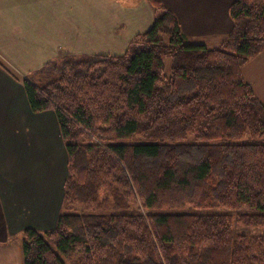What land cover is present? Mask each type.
<instances>
[{"label": "trees", "instance_id": "trees-1", "mask_svg": "<svg viewBox=\"0 0 264 264\" xmlns=\"http://www.w3.org/2000/svg\"><path fill=\"white\" fill-rule=\"evenodd\" d=\"M148 1L152 23L122 54L66 56L22 80L67 154L55 225L20 232L22 264H264V103L242 74L264 49V0H234L215 47Z\"/></svg>", "mask_w": 264, "mask_h": 264}, {"label": "crops", "instance_id": "crops-1", "mask_svg": "<svg viewBox=\"0 0 264 264\" xmlns=\"http://www.w3.org/2000/svg\"><path fill=\"white\" fill-rule=\"evenodd\" d=\"M159 1L189 43L214 47L232 27L234 0ZM152 20L148 0H0V264H22L24 228L54 227L67 176L55 112H32L22 80L58 57L120 55ZM263 53L242 74L264 101Z\"/></svg>", "mask_w": 264, "mask_h": 264}, {"label": "rangeland", "instance_id": "rangeland-1", "mask_svg": "<svg viewBox=\"0 0 264 264\" xmlns=\"http://www.w3.org/2000/svg\"><path fill=\"white\" fill-rule=\"evenodd\" d=\"M188 42H190V41H188ZM207 47H209V46H207ZM71 56H81V55H71ZM62 58L63 57H58V58L54 59L53 61H49L47 63H51V62L58 63ZM168 59L169 58H166L164 60L163 75H166V76L169 75V61H170V59L169 60ZM261 60H264V53H263V55L261 57ZM261 68L264 69V65H262ZM29 76L27 75L26 76V79L29 78ZM261 77H262V84H261V86H263L264 85V83H263V81H264V75H262ZM262 102L264 103L263 100H262ZM191 139H192V136H189L188 135L187 140L190 141ZM140 140H142V137L140 135H136L130 141H140ZM134 208L135 207H132V209H134ZM211 211H213V212H229V213L232 212L233 214H236V213H243V212L246 213V212H250L251 210L247 206H242V207H233V208H228V209H220V208H217V209H214V210L212 209ZM140 212L145 216L147 214L148 210H145V209L140 208ZM232 224H233V222H232ZM260 229L261 228L255 227V226L246 227V226L238 225L236 222H234V227H233L234 232H244V233L250 234V235L251 234L258 233L260 231Z\"/></svg>", "mask_w": 264, "mask_h": 264}]
</instances>
